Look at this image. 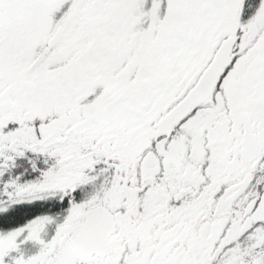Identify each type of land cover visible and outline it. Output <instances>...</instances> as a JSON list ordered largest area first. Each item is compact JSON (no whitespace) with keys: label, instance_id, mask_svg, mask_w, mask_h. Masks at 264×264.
Instances as JSON below:
<instances>
[{"label":"flooded vegetation","instance_id":"1","mask_svg":"<svg viewBox=\"0 0 264 264\" xmlns=\"http://www.w3.org/2000/svg\"><path fill=\"white\" fill-rule=\"evenodd\" d=\"M96 1L75 0L33 36L0 33V55L16 57L4 82L16 77L45 97L51 139L57 134L52 157H84L73 164L84 175L55 180L74 183L70 200L79 184H92L81 197L88 200L43 224L40 241L17 239L0 264H150L147 248L160 246L166 227L151 223V202L160 217L167 208L188 219L190 230L201 215L203 230L245 232L249 214L264 212L262 0H187L181 18L150 30V40L139 36L128 53L123 29L134 20L110 22ZM258 195L261 208L251 202L244 221L211 224L229 212L227 201Z\"/></svg>","mask_w":264,"mask_h":264},{"label":"trees","instance_id":"2","mask_svg":"<svg viewBox=\"0 0 264 264\" xmlns=\"http://www.w3.org/2000/svg\"><path fill=\"white\" fill-rule=\"evenodd\" d=\"M246 1L249 3L255 1L259 4L260 0ZM11 101L18 106V109H14L13 112H11L12 109H9L7 106ZM17 103L18 102L14 101L11 94L8 95L5 93V89L1 90L0 234L3 235H7L8 231L19 229L27 225L34 218L44 216L56 217L60 213L58 211L54 212L53 209L58 210L60 207L61 209L72 208L79 198L80 201L88 200H81V197L83 193L85 194L91 191L88 190L89 186L83 188L86 184H79L80 188L76 190L75 199L69 202L67 199H70V197H61V194L65 191L67 193L74 183H59L55 179L59 176L69 177V173L72 174L71 176L78 175L79 171L74 165H78L80 163L79 160H83L84 157H82V153L78 152L72 154L70 159L67 156L62 159L61 162L56 155L52 157L51 153H54L55 150L53 149L55 148H52L51 143L52 140L57 139V134L51 139L47 120L44 117V115H46L45 109L42 110L41 106L39 110L34 107L32 108V106H30L32 104L31 102L29 104H26V101H21L22 104ZM36 114L41 115V118L36 117ZM65 155L66 153L64 156ZM257 187L258 186L254 188L252 191L253 193H258L260 191L259 189L258 192H255V190L258 189ZM259 198L260 195L249 199L227 201L224 207L229 212L224 216H213L211 224H237L241 221L242 217H245L247 207L251 202L256 200V203L253 205L255 208H261L262 205H257V203L261 201ZM152 207L155 209L158 208V206L151 202L150 209H152ZM172 214H174V212ZM149 218H151V223L155 222L156 219L160 220V216L157 215V212L153 214V211L149 214ZM175 221L176 218L169 219L171 223ZM196 221V231L199 232V237H204V233L201 232L202 228L200 223L205 222V220L202 221L197 219ZM166 224L168 223L164 225ZM192 230L195 231V229ZM221 232L222 231L215 233L221 234ZM230 232L224 231L222 232L224 236L221 235L220 237H222V239L225 236L228 237ZM220 237H218L217 240H221ZM239 242H243V244H239ZM209 244L211 243H208V245ZM208 247L211 248L212 244L207 246V248ZM215 249H229L232 250V252L235 251V253L220 251L214 252V255L210 252L209 255L207 252L205 255L207 258L203 255L199 259V264H254L255 259L259 264H264V219H256L249 229L233 239L229 247L221 248L214 246L212 250ZM252 258L255 259L250 262Z\"/></svg>","mask_w":264,"mask_h":264},{"label":"rangeland","instance_id":"3","mask_svg":"<svg viewBox=\"0 0 264 264\" xmlns=\"http://www.w3.org/2000/svg\"><path fill=\"white\" fill-rule=\"evenodd\" d=\"M74 1L75 0H0V33L3 28H6L4 32L5 35L9 34L10 36H13L17 34L19 29H22L25 32L28 31V35L33 36L34 33H32V31H39L41 27L49 28L53 19L58 18V12L65 8L63 11V14H65L72 6ZM237 1L240 3L243 2V4L246 3V0ZM187 4V0H97L96 11L101 13L103 10H108L110 14V16H108L110 22L114 20L124 22L128 21L129 18L130 20H134L129 21L128 28L123 29V39L126 47V53H128L129 43L135 41L136 38L137 41L135 42H138L139 36L147 34L150 30L153 31L154 28L156 29V32H160L161 26H165L168 23L172 24L175 20L181 18L187 10ZM261 4L264 6V0H262ZM261 6L258 10L259 14L261 11ZM105 20L108 21V19ZM145 40L150 39L145 35ZM144 44L145 43H138L136 45L135 53H137V56L134 58L138 57V61H140L139 58L144 48ZM149 57V62L152 60L154 63H157L155 59V52L154 54L150 53ZM15 59L16 57L14 55H0V92L1 90L5 89V93L8 95L11 94V96L14 98V101L18 102L17 104H22L21 101H26V104L31 102L32 104L30 106H32V108L34 107L39 110V107L41 106L42 110L45 109L46 112L47 105L45 104V97L41 95L39 91H35V94L32 93L30 86L29 90L22 89L20 79H17L16 77H13L14 80L11 82L12 84H7L4 82L9 80V76L7 77L8 67L13 65V61H15ZM7 106L9 109H12L11 112H13L14 109H18V106L12 101ZM106 152L108 153L109 149H107ZM81 172L84 175L83 169H81ZM87 185L91 186L92 184L88 183ZM72 191L73 189L71 188L67 191V193L66 191L63 192L61 197H70ZM67 200L70 202L69 198ZM114 208L115 207H112L107 211H109L110 214H115L117 212H115ZM135 209L136 208L134 206H131L129 210L133 211ZM60 210L61 207L58 208V210L53 209L54 212H60ZM154 210L158 213L159 208L148 209L147 211L152 213ZM173 212L174 209L167 210V208H164V211L163 209L160 210V213L164 214V216L160 217V220H155V224L157 225L158 223L168 224H166V227L164 228V239L161 241L160 246H149L147 248V251L150 254V264H199V259L203 255L205 257L208 250L209 255L210 252L214 255V251L212 249H214L216 244L213 242L217 241L218 237L221 235L224 236V234L222 232L221 234H217L215 233L216 231H206L201 229V232L204 233V237H199V232L196 231V225L194 227L195 231L185 228L184 220L188 219H180V217L176 214V211L174 214H172ZM65 213L66 212H62V214H59L56 217H60L63 214L65 215ZM256 215L258 216L257 219H264V212L258 210ZM249 216L250 218H247ZM249 216L245 217L247 218L246 221L248 223L250 221L251 224L254 223L256 219L254 220L251 217L252 214H249ZM46 218L48 217L44 216L34 218L27 225H24L19 229L8 231L7 235H1L0 244L2 243L7 247L5 246V248L1 249L2 252L0 251V257L4 252L7 253L10 247L14 248L13 246L15 245L17 239H24V237H27L40 241L41 237L39 238L38 233L40 230H42V225L51 221L54 222L53 219L55 217L51 216L49 217V220ZM170 218H176V221L171 223L169 222ZM245 218L242 217L241 220L244 221ZM197 219L203 221L205 220V217L197 215L196 220ZM193 224V222L189 224V227L193 226ZM200 224L202 226L205 224V222H201ZM242 233L244 232L239 231V228L237 227V231H231L228 237L225 236L223 239L220 237L221 246L216 247H222L224 242L232 241L236 236ZM208 243H212L211 248H207V246L211 245H208ZM41 248L42 246L37 244L35 245V248H32V250L33 252H36L40 251ZM231 253H235V251ZM205 258H207V256Z\"/></svg>","mask_w":264,"mask_h":264},{"label":"bare ground","instance_id":"4","mask_svg":"<svg viewBox=\"0 0 264 264\" xmlns=\"http://www.w3.org/2000/svg\"><path fill=\"white\" fill-rule=\"evenodd\" d=\"M67 175H68V174H67ZM71 175H72V174H70V173H69V175H68V176H71Z\"/></svg>","mask_w":264,"mask_h":264}]
</instances>
